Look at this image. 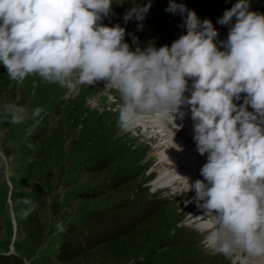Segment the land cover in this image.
Returning a JSON list of instances; mask_svg holds the SVG:
<instances>
[{
  "label": "clouds",
  "instance_id": "9594fccd",
  "mask_svg": "<svg viewBox=\"0 0 264 264\" xmlns=\"http://www.w3.org/2000/svg\"><path fill=\"white\" fill-rule=\"evenodd\" d=\"M112 4L0 0V65L12 81L38 75L71 95L105 81V92L114 89L119 95L121 130L154 117L167 118L179 129L176 113L183 117L181 106H190L193 139L207 162L200 170L203 179L194 185L176 175L186 182L183 191L195 189L203 209L195 218L206 230L204 242L234 264H264V13L250 10L251 0H237L217 20L229 26L227 38L218 39L210 19L169 0L165 11L184 17L186 34L171 45L133 49L125 27L102 23ZM151 6V0L135 5L125 13V23L143 20ZM44 114L42 106L29 111L0 99V116L12 124H39ZM6 131L0 129V136ZM0 165L7 171L3 152Z\"/></svg>",
  "mask_w": 264,
  "mask_h": 264
},
{
  "label": "rangeland",
  "instance_id": "374dc122",
  "mask_svg": "<svg viewBox=\"0 0 264 264\" xmlns=\"http://www.w3.org/2000/svg\"><path fill=\"white\" fill-rule=\"evenodd\" d=\"M147 3L113 0L104 24L125 27L133 49L171 45L186 34L184 21L177 23L174 13L165 11L169 0H151L143 20L125 23L129 9ZM217 10L215 5L197 16L210 19L218 39H226L229 26L217 23L223 16ZM250 10L264 13V0H251ZM105 84L84 85L71 95L38 75L12 81L0 65V99L29 111L45 109L39 124H12L0 116V129H7L0 152L8 162L7 171L0 165V264H234L204 244L201 222L190 225L201 209L198 202L187 208L196 194L182 197L187 187L182 186L183 192L168 200L171 191H155L153 170L160 160L155 150L166 140L152 137L151 129L160 131L155 118L121 130L119 95L105 92ZM175 130L170 129L172 137L182 142L185 133ZM183 145L190 146L187 138Z\"/></svg>",
  "mask_w": 264,
  "mask_h": 264
},
{
  "label": "bare ground",
  "instance_id": "6f19581e",
  "mask_svg": "<svg viewBox=\"0 0 264 264\" xmlns=\"http://www.w3.org/2000/svg\"><path fill=\"white\" fill-rule=\"evenodd\" d=\"M190 113H191L190 106H187L186 115H184L183 117H181L179 113H176V117H177L176 123L178 125H182V127H180L182 129V132L181 133L186 132L185 136L187 138V143L188 142H190V143H196L194 141L193 137L192 138L187 137V134L188 133H190L192 131L194 132V121H193ZM172 124H168L166 122L164 124V126H162V123H160L159 126L156 125V127L159 128L160 131L152 130L151 129V131H152V137L153 138H155L156 140L158 138H161L162 140L163 139L166 140L164 144L158 145L157 148H156V150H155V152H158V154H155V155H158V157L160 158V160L158 161V164L155 165V168H154L153 172L154 173L155 172L158 173V179L156 180V183H154V187L156 188L155 191L157 192V191H160V190L162 191L163 190V192H165V193L166 192L169 193V191H171V195L167 197L168 200H173L174 199L173 196H177L179 193L183 192L182 190L185 188V186H187L186 185V182L183 181L179 176L189 178L190 182L193 185H194V183H195V181L197 179H203V177L201 176V174H198V178H192L191 177L192 172H190L191 167H190L189 163L187 164L186 161L183 160V159H181V157L176 153V148H177V150H179V147H177V144H178L179 141H178V139L177 140H174L175 137L173 138L172 137L173 136L172 133L169 131L170 130V127H172ZM138 126H141V124H139ZM148 132H149V129H148ZM186 138H183V139L181 138L182 139L181 141L186 143ZM170 147H172V151L169 150ZM163 149H167V150L165 152H160ZM174 149H175V152H173ZM149 160L152 161L153 159L150 158ZM193 160H194V158L191 159V161H193ZM172 171H174L175 173L172 172ZM176 173L179 176H177ZM182 186H184L183 189H182ZM189 194H196L195 189L192 188V190H190V191H185V192H183V194H181V196L182 197H186ZM193 202H194V204H192V203L190 204L189 203L187 205V208H189V206H192L193 208L196 207L195 204L198 202L196 195L193 198ZM200 212H202L201 214L203 215V209H200V210L195 211V213L191 216L192 219H195V220L192 223H190V225H195V224L201 222L200 220H198V219L195 218L196 216H199V213ZM200 230H203V229H200ZM201 232L205 235L206 230H203ZM239 263L240 264H245V262H243L242 260H236L235 261V264H239ZM250 263H251V261H247L246 262V264H250Z\"/></svg>",
  "mask_w": 264,
  "mask_h": 264
},
{
  "label": "trees",
  "instance_id": "16d2710c",
  "mask_svg": "<svg viewBox=\"0 0 264 264\" xmlns=\"http://www.w3.org/2000/svg\"><path fill=\"white\" fill-rule=\"evenodd\" d=\"M181 2L184 3L188 9L194 10L197 14L209 13L214 10L215 5L218 6L217 12L224 14L225 10L230 9L237 0H209V2L202 3V5L198 4V0H181L179 3ZM174 15L177 23L181 24L184 21V17L181 14L174 13Z\"/></svg>",
  "mask_w": 264,
  "mask_h": 264
}]
</instances>
